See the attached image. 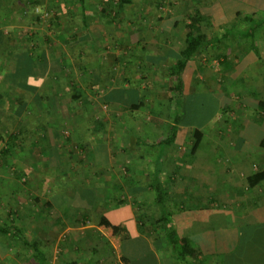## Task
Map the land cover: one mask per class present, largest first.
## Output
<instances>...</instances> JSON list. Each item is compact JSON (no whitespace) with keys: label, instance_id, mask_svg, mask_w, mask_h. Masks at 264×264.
Returning <instances> with one entry per match:
<instances>
[{"label":"crops","instance_id":"1","mask_svg":"<svg viewBox=\"0 0 264 264\" xmlns=\"http://www.w3.org/2000/svg\"><path fill=\"white\" fill-rule=\"evenodd\" d=\"M183 15H129L124 11L116 15L119 16L118 25L105 24L103 27L88 23L87 27L83 22L85 34L91 40L93 34L98 44L74 43L75 53L69 47L67 58L62 59L69 79L64 85L67 83L68 88L63 87L64 92L60 89L62 69L53 72L54 77L50 76V79L46 73V87L53 82L52 78L53 84L56 80L60 82V90L46 88V156L43 155L44 161H41L44 166L41 168L42 177L38 176V180L40 177V180L43 178L46 181V186L41 183L38 188L37 182L33 181L36 180V176H33L35 171L29 167L21 168L22 171H17L15 176L13 173L6 176L8 164L0 160V227L9 228L11 232L18 228L30 242H40L45 254L49 252L52 256L53 253L54 257L58 254L65 261H76L90 258L98 248L99 241L105 243L106 236L98 226L105 217L114 225H126L131 238L125 243L130 244L133 239H138L140 245H144L138 257L130 246L127 253L123 249L130 264H177L163 255L166 241L164 233L155 224L158 212H154V223L145 220L143 226L139 212L145 208L146 201L151 203L147 188L150 174L154 164L160 163V156L163 157L160 154L162 148L155 153L152 146L168 136V126L175 113L170 103L173 84L170 71L186 46V26L190 20L188 14L185 19ZM80 19L84 20L83 16ZM63 52L67 50L61 49ZM61 62L59 60L58 63ZM187 71L185 87H188ZM63 100L68 101L65 108ZM247 126L250 127L249 123ZM66 131L70 132L69 137H64ZM192 132L191 126H187L185 131L182 122L178 125L175 143L165 149L161 179L166 184L171 201L201 196L207 206H212V202L217 205L209 197L214 185L199 182L204 179V174L200 171L190 173L187 168L182 171V164L194 163L196 154L201 152L199 149L205 143L206 135L202 131L203 139L194 156L191 159L185 158L186 154L179 156V145L183 144L184 139L193 138ZM244 132L240 130L236 133L238 139L235 141L219 138L211 140L209 146L205 143L208 146L207 164H214L215 167L229 164L223 174L228 175L227 181L230 176L233 177V185L215 187L224 197H246L253 191L264 194V190L259 189L264 181L255 188L248 185V178L259 171V166L264 167V146L260 145L264 136L258 138L262 131H254V139L249 136L245 140L242 139ZM247 144L261 147L263 150L257 154L260 157L253 158L256 152L247 150ZM169 147L175 151H170ZM54 149L59 154L54 153ZM65 149H70L73 154L65 156L61 152ZM254 164L259 166L255 167ZM234 168H238L236 174ZM20 181L25 184L21 186ZM37 192L45 197L42 208L34 207ZM148 196L150 199L147 200ZM24 197H30L31 203L21 201ZM39 200L37 198L35 201ZM207 201H210L209 204ZM19 202L22 204L19 205ZM262 208L263 205H260L253 212L257 217L251 218L252 225L245 224V228L252 229L248 237L245 234L242 236H245L248 244L252 241V232L264 229V216L260 213ZM249 214H246V218ZM188 216L175 210L174 222L181 236L200 243L209 256L214 253L227 264L234 259V264L238 263L241 256L236 259V252L243 238L239 240L238 234L204 230L202 218L199 221L188 220ZM19 240V237L11 239L0 232V264L29 263L31 251ZM106 247L115 250L113 244ZM249 248L251 250L253 246H248L246 251ZM253 250L259 252L260 245ZM149 257L151 261H148ZM259 257L264 264V254H259Z\"/></svg>","mask_w":264,"mask_h":264},{"label":"rangeland","instance_id":"2","mask_svg":"<svg viewBox=\"0 0 264 264\" xmlns=\"http://www.w3.org/2000/svg\"><path fill=\"white\" fill-rule=\"evenodd\" d=\"M36 1L37 3H31L29 0H0V32H3V37H1L3 42L0 45V95H5V98L0 102V136L4 139L0 140V153L5 147V139H8L12 132H24L22 136L23 146L15 148L13 153L11 152L9 161L7 159L8 165L5 169V175L13 173L15 176L21 168L24 170V167H29L31 171H35L33 176H36V180L33 181L37 182L40 189L41 183L46 186V181L44 182L43 178L40 180L39 177L40 181L38 180V176H41L43 172L41 168L44 167L41 161L43 155L46 156V88L50 90L61 89L64 92L62 88L67 86V83L66 85L64 83L68 82L69 79L66 76L68 73L65 67L63 68V60L67 58L66 54L69 52V47L71 52L75 53L76 51L73 50L74 43L98 44V42L94 39L93 34H91L92 40L85 34L84 23L80 19L82 15L79 0ZM131 1L132 4L126 5L121 11L116 0H84L87 10V21H85L87 27L88 23H96L103 27L105 24L106 26H114V23L118 25L119 16L116 15L124 11L129 15L166 13L171 16L175 14L194 15L200 11L201 15L209 21L202 23L200 28L204 34L211 36L218 31L219 27L236 23L237 12L242 13L243 16L253 15L256 19L264 17V0ZM185 15L182 16L184 19ZM129 22L133 23L132 20ZM80 34L82 36H79ZM256 36L261 59H257L250 52L247 42L240 41L233 36L224 51L215 49L205 51L192 60L187 71L186 85L188 87L184 88L186 97L182 108V124L185 131L187 126H191L192 134L196 128L202 130L206 135L204 141L208 146L211 140L219 138L235 141L238 139L236 133L240 130L245 131V135L242 137L245 140L249 136H253L254 131H262L258 138L264 136V115L261 116V111L258 108V101L264 100V25L257 29ZM61 49L67 50V52L61 53ZM59 60L62 62L58 63ZM59 69L63 70L61 73L62 85L60 86V82L57 80L53 84L52 78L53 82H50V85L46 87V81L50 79V76H53V72L59 71ZM46 73L49 77L47 80ZM59 86L60 89H58ZM8 98L12 102L5 108L4 103ZM67 103V100H63V108ZM221 104L222 107L220 108ZM248 123L250 127L247 126ZM63 135L69 137L71 134L66 131ZM50 136L52 137V133ZM254 137L250 138L254 139ZM192 143V136L187 140L184 139L183 144L178 147V155L186 154L185 158L191 159L194 156L191 154ZM205 143L199 149L201 152L196 154L197 158L194 163L182 164V171H186L187 168L190 173L200 171L204 174V179L199 182L205 185L211 182L214 185L209 197L210 201L213 199L217 205L212 202V206H207L201 196L199 198L198 196L185 197L174 201L172 199L171 205L178 206L182 215H189L188 220L197 219L199 221L202 218L205 223L204 230L213 229L219 234L227 232L238 234L239 240H241L245 236L248 237L249 231H252L250 228H245V224L252 225L253 220L251 218L257 217L253 212L260 205H263L260 213L264 216V194L253 191L250 194L246 193L249 194L246 197L231 195L224 197L220 195L221 191L215 187L222 184H225V187L233 185V177L230 176L227 181L226 176L228 175L223 174L224 169L229 164H219L215 167L214 164L206 163L208 146L206 147ZM170 147L169 150L173 151L174 148ZM246 149L253 153L256 152L253 158L260 157L257 155L259 154L258 151L263 150L254 144H247ZM54 151V153L59 154L56 149ZM61 152L66 154L65 156L70 155V153L73 154L70 149ZM0 160H2L1 155ZM254 166L259 165L254 164ZM214 168L218 170L216 171ZM261 169L264 167L260 168L259 166V170ZM233 170L236 174L238 168ZM217 172H221L220 175ZM23 183L20 181L19 184L22 186ZM44 188L46 189V187ZM259 189L264 190V184L259 186ZM228 192L229 190L226 191V193ZM37 195L33 200L34 207L42 208L45 197H41L38 192ZM25 197L21 201L30 204L31 198ZM37 198L40 200L35 201ZM148 199H150L149 196ZM210 201H207V204ZM21 204L19 202V205ZM218 204L220 205L218 206ZM155 211L158 212L159 209L151 200V203L146 201L145 208H142L140 213H148L154 218ZM248 213L251 215L249 214L250 216L246 218ZM157 215L160 213L158 212ZM262 231L264 229L259 228L256 233L252 232L253 237L248 244L249 247L253 243V249H256L259 244L258 241H261L260 237L264 239V232ZM244 234L245 236L242 237ZM134 240L130 244L125 243L123 249L127 253L130 246L132 250H135L138 257L144 245L141 246L138 239ZM104 241L106 244L101 241L97 244L96 258L100 264H118L120 262L118 254L110 247H106L111 245L106 238ZM163 245L165 249V244ZM253 249L250 250L249 248L247 251L243 249L245 252H242L240 264L244 262L246 264H262L259 254H264V250L261 246L259 252ZM162 252L166 257L167 254ZM52 256L51 264H60L61 261H65L64 257L62 258L58 254L54 257L52 253ZM148 261H151L150 257ZM173 261L175 262V260ZM138 263L134 262L133 264ZM205 264L227 263L221 260L219 256L216 257V254L211 253Z\"/></svg>","mask_w":264,"mask_h":264},{"label":"trees","instance_id":"3","mask_svg":"<svg viewBox=\"0 0 264 264\" xmlns=\"http://www.w3.org/2000/svg\"><path fill=\"white\" fill-rule=\"evenodd\" d=\"M31 3H37L36 0H29ZM81 5V14L83 16L82 20L85 22V17L87 14L86 7L84 5V0H79ZM119 5L120 10L123 9L126 5L132 4L131 0H116ZM188 19L190 23L186 26L187 35H186V46L180 52L179 58L175 61L174 65L171 68L170 76L172 78V87L170 88L171 98L170 103L174 106L175 114L172 117V122L168 126V136L160 143L153 145L155 153L158 152L159 148H162L160 154L163 156L159 158L160 163L156 162L154 164V170L150 174V180L148 183V191L150 192V197L152 203L157 206L159 209L160 215H158L157 221L155 224L165 235L166 246L163 250L167 254L168 258L175 260L177 264H205L207 261L208 252L203 250L202 245L197 241H194L191 238L183 237L178 233L174 222L175 210L178 206L171 205V198L169 191L166 187V184L161 179L162 176V161H164L165 147L172 146L175 143V140L178 136V125L182 122V108L185 103L184 88H185V73L188 69L190 62L199 55H202L205 51L209 49H215L219 51H224L227 48L230 39L234 36L240 41L248 43V48L251 53L257 58L261 59L259 48L257 45V29L260 26L264 25V17L262 19H256L253 15L243 16L242 13L237 12L236 14V23L231 25H224L219 27L218 31L211 36H207L201 30V24L209 22L207 19L201 15L200 11H197L194 15L188 14ZM3 32H0V45L3 40ZM6 40V39H5ZM8 42V41H7ZM5 42V43H7ZM7 45V44H5ZM75 90V89H74ZM5 98V95H0V102ZM11 99H7L4 103V107L7 108ZM22 102V101H20ZM258 108L261 111V116L264 115V100L258 101ZM24 132H12L8 139H5V147L1 150V159L4 164H7L9 161L10 154L15 148H20L23 146V136ZM203 139V133L199 128L194 130L193 134V143L191 154L196 153ZM0 140H4L0 136ZM264 146V141L260 144ZM157 150V152H156ZM8 159V161H7ZM264 181V169H261L248 178V185L251 188H255ZM25 184V183H24ZM153 196V197H152ZM153 206V205H152ZM48 208H50L47 205ZM179 211V210H178ZM140 220L143 221L149 220L154 223L153 216L148 213L139 212ZM152 224V226H156ZM98 226L100 230L106 236L108 242L114 245L116 253L119 256L118 264H130L129 259L124 255L123 245L124 243L131 238L130 232L128 231L125 224H112L107 218L103 217ZM157 227V228H158ZM0 232L3 236H10L11 239L19 237V241L31 251V259L28 264H51L52 256L49 252L46 254L41 250V243L37 241L30 242L23 236V232L15 228L14 232H11L9 228L0 227ZM261 241H258L259 245L262 247L264 245V239L260 237ZM247 239L243 238L237 248V257L236 259L243 255L245 251L243 249L248 248ZM263 244V245H261ZM245 246V248H244ZM253 246V244L251 245ZM242 250V251H240ZM97 248L92 253V256L86 259H80L76 261H61L60 264H100L97 256ZM243 252V253H242ZM264 258V257H263ZM169 259V260H170ZM241 258L238 260L237 264H240ZM172 260H170L171 262ZM235 259L231 264H234ZM245 263V262H244Z\"/></svg>","mask_w":264,"mask_h":264}]
</instances>
